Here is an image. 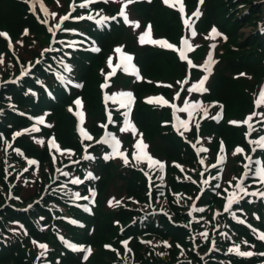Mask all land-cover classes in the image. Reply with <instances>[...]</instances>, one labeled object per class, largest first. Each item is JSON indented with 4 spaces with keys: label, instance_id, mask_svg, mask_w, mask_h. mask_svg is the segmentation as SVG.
Segmentation results:
<instances>
[{
    "label": "rangeland",
    "instance_id": "1",
    "mask_svg": "<svg viewBox=\"0 0 264 264\" xmlns=\"http://www.w3.org/2000/svg\"><path fill=\"white\" fill-rule=\"evenodd\" d=\"M31 1H32L34 8L40 13V16L35 17L33 15V19L27 18L26 22L29 23V28L27 27L26 29H24L22 33L15 34L14 35L15 38L13 39L14 40V42H13L14 43V52L22 47L21 48V56L23 58H27L30 56V50L29 49L33 50V56H39L40 53H43L45 51V49L48 48L47 42L50 40V36H49V34H47L45 32L39 33L40 31H43L44 28H43L42 23L40 22V19L38 17H40L41 19L47 20V24L52 26L54 31H55V29L58 30L57 25H59V26L61 25V17L63 15H65L69 9V8L67 9L69 0H58V2H57V0H47L48 6L43 4V7L47 10V13H45L44 11L41 10V3L40 2H37V0H31ZM82 2L84 4L85 0H83ZM224 3H226V2H222L221 5ZM235 3H236V1L231 2V4H229L227 7H229ZM17 4H18V2H17ZM188 9H190V8H188ZM62 12H63V14L61 15ZM87 12L91 14L93 11L91 8H87ZM52 13L56 14L55 17H53ZM97 13H101V11L98 10ZM71 16H72V13H71ZM169 17H170V15L166 12L160 14L158 22H157V24H160V28L158 29V32L156 31L157 34L158 33H159V35L162 34L165 27L169 24ZM64 23L65 22H63V24ZM0 28L2 30L7 29L3 25H0ZM205 28H202V34H200L198 32V34L195 37H192L191 34H189V33H185L184 37L186 36L187 39L189 40V43L193 46L191 48V50H192L191 54H192V56L195 55L197 57L195 59H199L200 61H207V57L210 54V49H211L210 45L211 46L215 45L214 50H215V57L217 60L216 65L222 66L221 64L224 63V60L227 58V55L229 54L228 53V47H229L228 43L233 42V41H234L233 43L239 42L242 40L241 39L242 37L237 35V37L232 39V37L230 36L227 39V41H221V40H217L216 37L213 38L212 33H210ZM25 30H27V35L24 34ZM251 30H252L251 26H244V27H241L238 29L237 34L243 33V34H245L244 36L246 37L248 34H250L249 32ZM178 34H179V29H177V33L174 35V37L177 38ZM184 37L179 41L186 39ZM245 39L250 41L251 43L250 42H244L243 44H237V46L238 47H244L247 44L256 43L255 41L258 38L254 37V38H245ZM198 41L201 43L200 47L197 46ZM263 41L259 45L255 46V48L259 47L262 50H264V47H261L264 44ZM23 46L27 47V50H23V48H24ZM207 47H208V50H207L206 56L199 57L201 55V52L203 50H206ZM12 55H13L12 52L5 51L6 73L8 75H9V71H10L9 68H10L11 61H12ZM28 63H31V62H28ZM42 63H43V65H42ZM42 63L39 65V67L37 69L45 70L44 68L46 67V63H47L46 60H43ZM24 64L25 63H22V65H24ZM14 67L18 68L19 65L15 64ZM21 69H23V68H21ZM163 74H167V78H169V76H172L174 78L175 74H176V70L171 69L170 65L167 64L165 69H163ZM162 76L163 75H161V77ZM157 77L159 78V76H157ZM260 83H261V81L257 77L246 78L244 76H241L240 74H237L235 76V84H236L237 88L242 92H244L245 89H248L252 93H256L257 88H258ZM7 91L9 92L10 90H7ZM25 100H31V98L28 95H26ZM40 103L42 104V100L40 101ZM205 106H207V105H205ZM248 109H251L250 106H248ZM228 118L231 120L234 117L228 116ZM221 159H222V157H221ZM46 161H47L46 156L41 158V163H40L41 166ZM63 190L64 189H62V191ZM115 191L117 192L115 187H113V185H111V186H108V188L104 194H106L109 197L110 194L116 195ZM234 191H235V188L233 189V192ZM63 193H64V191H63ZM104 194L101 193L100 197H102V199L105 200V203H107V202H109L107 200L108 197ZM100 197H99V199H100ZM232 197H233V194H232ZM0 203H1V201H0ZM99 211L103 212L102 206L99 207ZM27 232L28 231H25L22 228L18 229L17 227L13 226L12 232H10L9 235L14 239V241L10 245L7 246V249H9L12 253L15 254L14 261L18 264H39V262L44 257V255H41V251H39V244L37 242L35 243V247H36L37 251L33 252V253L31 252V248L28 245V243H31L33 241H31L29 239V237L26 236ZM186 234H187V232L184 230L182 232L175 231V236H177L179 238V241H181L182 245H176L174 243V241H169L168 239L163 238L162 236L161 237L146 236V238L151 239L152 247H153L154 251L157 252V254L153 250L146 251V250L142 249L140 251V255H139L140 259H141L140 264H155V263L171 264V263L178 262V261H183V262H185V264H200L201 258H203V259L206 258V256H204V251H205V249H207V247L206 246L201 247L202 250L200 253V257L193 256L191 254V250H188L190 245L187 244L188 240H186V238H185ZM15 238L17 240H15ZM165 242L167 243V245H169L168 247L165 246ZM147 252H149V253H147ZM261 261H264V258H262ZM251 264H256V263L253 262Z\"/></svg>",
    "mask_w": 264,
    "mask_h": 264
},
{
    "label": "snow or ice",
    "instance_id": "2",
    "mask_svg": "<svg viewBox=\"0 0 264 264\" xmlns=\"http://www.w3.org/2000/svg\"><path fill=\"white\" fill-rule=\"evenodd\" d=\"M26 2H27V0H26ZM37 2H39V0H37ZM57 2H58V0H57ZM104 2L107 3L108 0H104ZM134 2H135V0H126V3L124 4V6L120 8L119 15L122 16V17H124V20H125L126 23L128 22V19H127V15H126V13H125V8L127 7L128 4H131V3H134ZM163 2H164L165 4H167V5H169L170 7H176V6H178V11H179L182 15L184 14V4H183L182 0H163ZM199 2L202 4V3H203V0H199ZM84 6H85V5H80V7H84ZM41 10L44 11L45 13H47V10L43 7L42 4H41ZM52 15H53V17H55L56 14H55V13H52ZM199 15H200V12H199V9H197V11L193 13V16H195L196 18H198ZM88 18H89V19H92V17H88ZM61 19L64 20V21H66V20L69 19V16H68V15H65V16H63ZM80 19H83V17H80ZM108 19H110V18H109V17H106V16H102V17L100 18V20L97 21V23H103V22L107 21ZM111 19H115V17H112ZM41 22L47 24V20H44V21H41ZM184 24H185V26L190 30V32H191V36H192V37H195V36H196V32L192 30V24H191V22H190V19H185V20H184ZM137 26H138V25H137ZM57 27H59V25H57ZM148 28H149V31H150L151 26L149 25ZM49 31H50V32H53V29H52V28H49ZM211 33H212V37H213V38H215V37H217V36L220 35V34L216 31L215 28H213V29L211 30ZM24 34L27 35V30H25V33H24ZM54 34H55V33L53 32V35H54ZM0 36H6V34H5V33H0ZM146 36H148V32H145L144 35H142V36L140 37V42H141V43H144V42H145V37H146ZM151 42L154 43V44H161V45H163V46L166 47V48H172V47H173V45H171V44H169V43H167V42H165V41H162V40H153V41H151ZM9 44H11V41H10V40H9ZM182 44L185 46V48L181 50V52H180V58H181L182 60H185V59H186V56H185V50H191V46L189 45V40H188V39H183V40H182ZM212 47L214 48L215 45H212ZM49 50H51V49H46L45 51H49ZM95 50H96V51H99V49H95ZM117 51H120V49H117ZM123 60H124L123 64L118 65V67L123 68L124 71H128L129 68H132V65H131V63H130L131 60H132V57H131L130 55H125V56L123 57ZM2 62H3V60H2V58H0V63H2ZM187 63H188V65L191 66V67H198L197 65H193V63H192L191 60H188ZM212 63H213L212 56H211V54H209L208 57H207V63H205V64L203 65V69H204L205 72L210 71V67H211V64H212ZM63 67H64L65 71H69V72L71 71V68H70L68 65H63ZM134 70H135V69L133 68V71H134ZM241 75H244V74L242 73ZM207 79H208V77H207V75H205V76L199 81V84L196 86L200 91H207V89L204 88V84H205V82H206ZM186 82H187V81H184V82H180V81H178L177 83H180V84L182 85L183 83H186ZM76 86L79 87L80 85H76ZM169 87H171V85H169ZM188 91L190 92V91H192V89L190 88ZM120 95H121L122 97H127L129 103L131 102V94H130V93H121ZM178 95H179V93H177V96H178ZM80 103H81V101H80L79 99H77V100L75 101V104L78 105V106L80 105ZM163 103H167V101H163ZM183 103H184L186 106L188 105V101H187V100L183 101ZM262 103H264V90H261V92H260V98L256 101L257 106H260ZM196 107H197V105H195V104L191 105V108H196ZM221 107H222V106H221ZM69 110L71 111V109H69ZM185 110H187V109H186V108L178 109V111H185ZM205 114H206V112H205ZM189 115H191V111H189ZM256 115H257V113L253 112L252 115H250L248 118H246V120L243 122V123H245V124H249V128H250L251 130H253V131H254L255 129L252 128V126H251V124H250V121H251V120L253 119V117L256 116ZM216 118H217V117H213V119H216ZM109 122H112V121H111V117H109ZM230 123H232V124H239L240 122H237V121H231ZM102 127H106V125H102ZM197 127H198V125H197ZM121 130L123 131V129H121ZM133 131H135V130L133 129ZM181 134H182V133H181ZM16 135H19V133H16ZM84 135H85V137H86L88 140H91V139H92V137H91L90 135H88L87 133H84ZM113 139H115V138L113 137ZM98 143H108V139L105 138V139L102 140V141H98ZM249 143H250V144H254V145L256 146V147H254V148L252 149V151H253L254 153L256 152L257 148H259V149H264V136H260L259 139H256V140H251V141H249ZM111 146H112V148H113L114 151H115V150H118L119 142L117 141L116 143L112 144ZM135 147H136L137 149L142 150V149H144V148H147V145H146V144H143V141L141 140V141H139V142L136 144ZM222 150H223V148H221V151H222ZM199 151H200V152H204V151H207V149L201 148V149H199ZM235 151H236V153H242L244 150H243L242 148H239V147H238ZM121 155H123V154H121ZM85 159H92V157H90V156H86ZM105 159H108V156H105ZM134 159L137 160V161H139V160L141 159V156H140V155H134ZM245 159L248 161V163H246V164L244 165V167H245V169H246V172H245V174H244V178H247V176L249 175V173H251L255 179H258L261 183H264V167H261V166H260L261 161H260V160H255V161H254V160L252 159L251 156H246ZM149 160H150V162H151V158H149ZM201 162H203V161H201ZM35 163H36V161H34V160L29 161V164H35ZM124 163H125V165L128 164V160H127L126 158L124 159ZM155 163H159V162H155ZM253 164L257 165V167L255 168L254 171H253V168H252V165H253ZM159 167L162 169V168H163V165L160 164ZM65 175H67V173H65ZM89 175H90V174H89ZM73 182H74V183H80L79 180H75V181H73ZM217 187H219V185H217ZM236 188H237V189H240V191L243 193V195L258 196V197L264 198V192H262V191H257V192H251V193H249V192L247 191V189L243 187V182H242V181H241L240 183H237V184H236ZM78 195H79V194H77V196H78ZM233 198H234V200H235L236 202H238V200H239V199H242L243 196H240V197L237 198V197H236V194L233 193ZM84 199H87V197H84ZM232 202H233V201L230 200V201H229V204H231ZM228 210H229V209L226 207V208H225V211H228ZM201 211H202V209H201ZM241 223H243V221H241ZM202 235H204L205 238H207V233H203ZM61 239H63V237H61ZM258 239H260L261 241H264V234H260V235H258ZM34 243H36V242L34 241ZM68 246L71 247V248H73V250H80V251H83V249H76L75 246H73V245H68ZM165 246L168 247L169 245H167V243L165 242ZM39 247H40L41 249H43L44 251L47 250V246H46V245L40 244ZM106 247H108V246H106ZM125 247H127L126 242H125ZM229 251H234V252H236V253H237L238 255H240V256H249V257H250V256L253 255L252 252H241V251L239 250V247H236V248H234V249H229ZM88 252H89V254H90L91 250L89 249ZM41 255H44V252H41ZM261 255H264V253H261ZM85 259H87L86 256H85Z\"/></svg>",
    "mask_w": 264,
    "mask_h": 264
},
{
    "label": "trees",
    "instance_id": "3",
    "mask_svg": "<svg viewBox=\"0 0 264 264\" xmlns=\"http://www.w3.org/2000/svg\"><path fill=\"white\" fill-rule=\"evenodd\" d=\"M24 13V8L22 5L11 2L10 0H0V25H3L8 30H10L12 33H15L19 30L20 25L23 24L25 21L22 19V15ZM151 16L155 20V13H153ZM153 19V20H154ZM154 20V21H155ZM165 31L168 33H172L174 31V28L172 26H167L165 28ZM98 61H101L99 59ZM240 61V60H239ZM154 71V66H150L146 72H152ZM94 67L90 68V70L87 71V77L85 78V87L83 89L82 94L84 95L86 102H87V108L90 112L93 114H96L97 111H99V94L97 89L95 88V73H94ZM230 89V83H227L225 90ZM224 90V89H223ZM226 95L225 98H223L226 101H232L234 99V95L231 93L224 92ZM60 99V96H59ZM44 102V101H43ZM52 108L55 113L56 117V126L54 128L55 134L58 137V139L64 144L69 145L71 147H76L77 143L72 138V127L73 123L71 120V117L67 115L63 109V105L60 104H52ZM141 111L138 113V118L143 124L144 128H146L147 132H156L157 128L156 125L151 123L150 118L152 115L146 116L141 115ZM0 127H2L0 125ZM150 134V133H149ZM169 156H172L174 154L173 150H168ZM172 154V155H171ZM108 170V168L106 169ZM128 179V178H127ZM137 178L135 176H131L129 179V184H127V190L129 193L137 191L136 189V183ZM107 179H102L100 182V185L105 184ZM117 215H119V220L123 223H126L129 217L121 211ZM92 221L94 222V232L92 236V243L95 245H100L103 241H110L111 238L114 236H117V228L112 225V221L110 217L104 216L102 212H97L96 216L92 218ZM114 256L111 253H105L101 250H99L92 259L93 264H111V261L113 260Z\"/></svg>",
    "mask_w": 264,
    "mask_h": 264
}]
</instances>
